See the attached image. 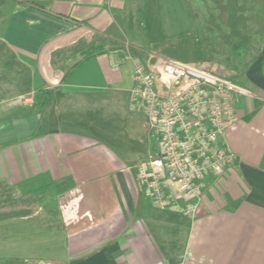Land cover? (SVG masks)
<instances>
[{"label":"crops","instance_id":"0c3cea01","mask_svg":"<svg viewBox=\"0 0 264 264\" xmlns=\"http://www.w3.org/2000/svg\"><path fill=\"white\" fill-rule=\"evenodd\" d=\"M156 55L254 95L194 221L151 207L115 140ZM25 262L264 264V0H0V264Z\"/></svg>","mask_w":264,"mask_h":264},{"label":"built area","instance_id":"2783aa9c","mask_svg":"<svg viewBox=\"0 0 264 264\" xmlns=\"http://www.w3.org/2000/svg\"><path fill=\"white\" fill-rule=\"evenodd\" d=\"M239 97L254 95L230 78L178 60L136 59L130 110L145 117L159 141L158 150L137 167L151 207L192 221L198 217L208 179L235 164L226 137L237 121Z\"/></svg>","mask_w":264,"mask_h":264},{"label":"rangeland","instance_id":"374dc122","mask_svg":"<svg viewBox=\"0 0 264 264\" xmlns=\"http://www.w3.org/2000/svg\"><path fill=\"white\" fill-rule=\"evenodd\" d=\"M198 4L203 6L204 3L193 2L192 9L194 10V7ZM167 55L170 56V52ZM131 113L135 124L131 122L121 123L118 126L115 140L127 158L135 162H140L149 156L150 152H156L157 148H159V141L158 136H153V139H149V133L147 131L149 128L148 126L146 127L145 117L137 112Z\"/></svg>","mask_w":264,"mask_h":264},{"label":"trees","instance_id":"16d2710c","mask_svg":"<svg viewBox=\"0 0 264 264\" xmlns=\"http://www.w3.org/2000/svg\"><path fill=\"white\" fill-rule=\"evenodd\" d=\"M140 59H142V58H140ZM25 264H28V263L25 262Z\"/></svg>","mask_w":264,"mask_h":264}]
</instances>
